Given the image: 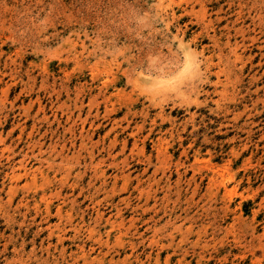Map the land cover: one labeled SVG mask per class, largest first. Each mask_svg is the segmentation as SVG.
<instances>
[{"label":"rangeland","instance_id":"rangeland-1","mask_svg":"<svg viewBox=\"0 0 264 264\" xmlns=\"http://www.w3.org/2000/svg\"><path fill=\"white\" fill-rule=\"evenodd\" d=\"M0 264H264V0H0Z\"/></svg>","mask_w":264,"mask_h":264}]
</instances>
